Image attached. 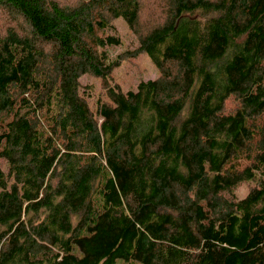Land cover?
<instances>
[{"label": "trees", "instance_id": "1", "mask_svg": "<svg viewBox=\"0 0 264 264\" xmlns=\"http://www.w3.org/2000/svg\"><path fill=\"white\" fill-rule=\"evenodd\" d=\"M141 11L0 0V264H264V0H167L132 53L160 75L124 90Z\"/></svg>", "mask_w": 264, "mask_h": 264}, {"label": "rangeland", "instance_id": "2", "mask_svg": "<svg viewBox=\"0 0 264 264\" xmlns=\"http://www.w3.org/2000/svg\"><path fill=\"white\" fill-rule=\"evenodd\" d=\"M62 1L65 3H73L76 0ZM140 1L142 4V11L140 15V25L137 31L132 29L123 17L113 20V23L116 24L114 32L120 36L122 42L118 46L109 48L110 56L114 58L117 54L123 53L125 55L121 61V65L114 70L112 79L114 83L120 85L124 90L136 88L139 81L142 79L156 78L160 75L158 67L146 52L139 53L136 56L132 53H134L139 45V36L163 20L167 7V0ZM14 20V18L10 19L6 14H1L0 32L4 33L7 25L16 23ZM20 24L24 23L20 22ZM107 32L113 31L108 30ZM81 81L83 87L86 89V93L89 94L88 99L90 105L95 109L97 99L106 98L105 86L100 79L89 74L82 76ZM228 104L231 105L232 102L229 101ZM252 186L253 183H241L235 190L236 197H243Z\"/></svg>", "mask_w": 264, "mask_h": 264}]
</instances>
